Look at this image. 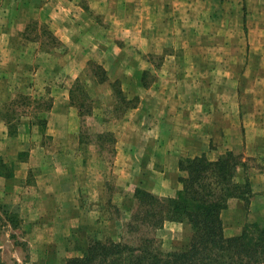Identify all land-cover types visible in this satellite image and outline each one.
<instances>
[{"label":"crops","instance_id":"0c3cea01","mask_svg":"<svg viewBox=\"0 0 264 264\" xmlns=\"http://www.w3.org/2000/svg\"><path fill=\"white\" fill-rule=\"evenodd\" d=\"M258 3L259 14L254 0H0V217L7 223L0 264L28 263L19 245L38 253L92 217L97 210L85 206L83 189L90 204L103 202L99 153L81 142L77 85L97 121L115 107L116 81L134 100L115 128L112 169L127 185L174 196L182 160L233 152L250 199L261 192L264 169L250 162L257 154L264 161V0ZM241 17L246 52L238 38L230 54L216 51L228 18ZM39 18L48 19L57 45L47 44ZM247 196L232 198L237 205L221 212L223 226L227 217L240 223ZM175 223L190 227L164 226Z\"/></svg>","mask_w":264,"mask_h":264},{"label":"trees","instance_id":"16d2710c","mask_svg":"<svg viewBox=\"0 0 264 264\" xmlns=\"http://www.w3.org/2000/svg\"><path fill=\"white\" fill-rule=\"evenodd\" d=\"M78 100L81 115L90 113L92 99L80 89ZM88 100V103L86 102ZM126 101L124 98L122 99ZM240 158L229 152L217 161L206 156L186 158L180 163L181 188L174 196L159 197L140 187L135 189L138 208L128 227L138 230L142 226L155 229L166 221H184L189 224V243L180 250L156 252L150 238H143L141 245L123 242L94 240L82 257L65 264H264V221L247 223L238 234L227 236L221 212L229 199L245 197L250 193L248 178L239 179L237 168ZM147 224V225H146ZM114 264V263H110Z\"/></svg>","mask_w":264,"mask_h":264},{"label":"rangeland","instance_id":"374dc122","mask_svg":"<svg viewBox=\"0 0 264 264\" xmlns=\"http://www.w3.org/2000/svg\"><path fill=\"white\" fill-rule=\"evenodd\" d=\"M81 1L82 3H85V0ZM258 1L259 0H254L255 14H259L260 11ZM247 3L249 4L251 2L247 1ZM209 4V1H205L203 6H207ZM193 15L196 16L197 12L195 11ZM230 18H228L227 21L228 25L223 27L224 34L221 37L223 44H221V48L216 51L225 53V55L230 54V40L238 38V40H240L239 43H242L241 45L236 44L237 47H241V50L239 48L238 51L245 53L247 48V44L245 45L246 28H241V22L245 18H235L231 21ZM41 21L43 22L40 30L45 35L46 39H49L47 44L54 46L56 41H54L52 30L49 28L48 19L45 18ZM33 30L35 33L37 28H34ZM205 31L210 34L212 29L208 28ZM165 51L169 52V49ZM153 59H155L157 63H160L158 57H153ZM89 69L94 72H98L101 77L104 76L103 70L101 68H97L95 64L91 63L89 65ZM146 77L149 80H152L155 78V75L148 73L146 74ZM113 86L116 90L115 107H107V109H105L104 122L97 121V119L94 118H89V115H86V117L84 115L82 116L83 126L81 127V142L84 144L83 149L87 148L99 153L96 162H99L107 185L101 196L103 200L101 203L103 204L98 202L100 204L96 205L87 202L85 196L86 193L83 189L82 199L85 201V206L97 210V212L95 211L93 214V218L90 216V218L86 219L84 222L78 221L79 226L75 227L69 236L59 234V232L56 233L53 237L54 241L51 246H48L47 244L40 246L38 253H33L31 251V246H25V244L21 242L23 245H19L22 247V249H20V253L23 255V258L26 259V262H28L25 264H65L70 259L82 257L90 243L98 239L103 242L113 240L131 245H141L142 239L147 237L151 240L150 246H153V248L156 249L155 251L159 253L177 251L183 249L189 243L191 234L190 227L187 229L186 226L183 227L177 223L170 224L171 226L168 225L167 227L163 225V227L159 229H155L150 226H142L139 227L138 230H132L131 227H128V223L131 222L132 217L135 214V210L138 208L137 200L134 197L135 188L131 187L129 184L127 185L124 180L119 179L117 173L113 171L112 165L114 163L113 161L116 149V124L125 109V104H131L134 100H130L128 102L122 100L123 96L120 92V82L116 81ZM75 95H78L79 97L78 92ZM247 95H249V93H240V97L248 98L247 100H250V97ZM259 99L261 98L259 97ZM80 101L82 100H78V103H81ZM86 102H88V100H86ZM256 157L258 159L256 162L253 159L250 160V162L254 163L257 168L264 169L262 156L257 154ZM84 174L85 173H81L82 176ZM183 175H187L185 171L181 172V176ZM263 192L264 188L261 192H258L253 199H250L252 194L247 196L248 203L246 205L249 210L246 211L245 216L241 214V221L239 224L230 223L232 220L230 217H227L224 224L225 234L227 236L240 233L251 220L264 221V202L262 200ZM228 205V209L235 208L237 205V199H229ZM4 218L5 216L3 214V216L0 217V229H3L7 224ZM245 218L246 221L244 223L243 221ZM115 221H117L118 224H116ZM46 223H48V221H46ZM49 223H51V221H49ZM110 263L119 264L120 261H110L109 264ZM93 264L104 263L95 261Z\"/></svg>","mask_w":264,"mask_h":264}]
</instances>
